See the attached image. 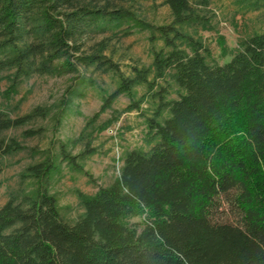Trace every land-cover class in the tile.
Masks as SVG:
<instances>
[{
    "label": "trees",
    "instance_id": "1",
    "mask_svg": "<svg viewBox=\"0 0 264 264\" xmlns=\"http://www.w3.org/2000/svg\"><path fill=\"white\" fill-rule=\"evenodd\" d=\"M165 4L171 20L153 24L115 0H0V82L10 72L8 95L34 75L74 74L55 116L60 121L87 85V70L117 77L78 138L83 149L47 151L21 174L35 186L0 207V264H264V33L235 47L220 36L229 58L219 62L201 35L214 28L211 0ZM124 25L127 32L149 30L152 44L163 42L152 47L150 65H133L130 74L105 53L107 39L88 45ZM160 80L177 85L179 96L169 98ZM142 86L147 91L138 96ZM121 95L130 99L125 111L152 102L146 123L155 143L127 150L109 185L78 192L84 210L70 223L50 179L62 162L91 176L83 162L96 152L94 130L114 119L97 129L94 121ZM50 111L37 106L12 117L0 108V158L22 148L4 131ZM134 216L143 220L130 223Z\"/></svg>",
    "mask_w": 264,
    "mask_h": 264
},
{
    "label": "rangeland",
    "instance_id": "2",
    "mask_svg": "<svg viewBox=\"0 0 264 264\" xmlns=\"http://www.w3.org/2000/svg\"><path fill=\"white\" fill-rule=\"evenodd\" d=\"M115 1L150 23L163 24L171 20V11L165 0ZM208 13L214 28L201 31V35L219 62L229 58L221 53L218 42L220 36L225 37L229 47H235L240 39L256 32L264 33V1L256 6L246 0H211ZM127 29L124 25L97 34L88 41V45L107 39L109 48L105 53L120 64L122 71L130 74L133 65H150L153 59L152 47L155 45L159 48L163 42L158 40L152 44L149 38L151 33L147 29L134 28L130 32ZM9 74L5 72L0 82V108L12 117L25 115L37 106L50 108L51 111L47 116L36 117L25 125L4 131L6 141L14 138L22 148L0 158V207L11 197H19L35 186L32 180L23 181L21 174L29 165L42 160L47 151L58 154L64 147L72 154H77L83 149L84 142L78 138L87 122L100 110L102 92H111L117 86V77L113 73L87 70L86 76L90 78L87 85L81 94L73 97L64 117L57 121L55 116L59 103L74 84V74L34 75L22 80L17 89L8 95L7 90L11 84L10 78H7ZM160 83L168 87L169 98L179 96L177 85L171 86L164 80H160ZM146 91V86L138 88V96ZM129 103L127 96H119L112 109L102 112L94 121V128L97 129L107 120L114 119L105 130H94L92 146L96 152L83 162L84 170L91 176L62 162L60 171L50 179L49 188L57 196L66 221L73 223L84 210L78 192L94 194L99 187L109 185L120 175L123 155L127 150H149L154 145L146 123L147 115L152 114V102H144L141 110L125 111ZM115 115L119 117L116 119ZM142 220L143 216L129 219L130 223Z\"/></svg>",
    "mask_w": 264,
    "mask_h": 264
}]
</instances>
